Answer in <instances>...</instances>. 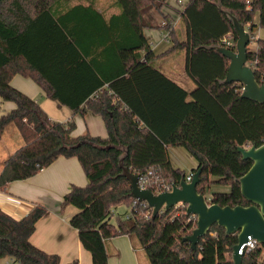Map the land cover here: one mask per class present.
<instances>
[{"label": "trees", "instance_id": "trees-1", "mask_svg": "<svg viewBox=\"0 0 264 264\" xmlns=\"http://www.w3.org/2000/svg\"><path fill=\"white\" fill-rule=\"evenodd\" d=\"M67 7L70 0H0V98L16 107L0 117V141L11 129L23 145L11 154L0 173V190L14 181L34 177L58 158H77L87 179L73 186L61 208L78 211L70 224L78 231L93 264H108L107 243L128 236L141 247L150 264H233L237 234L214 225L194 251L185 240L197 227L179 204L146 218L150 208L131 195L121 160L132 173H153L169 185H179L190 173L174 168L169 148H184L202 169L197 190L222 207L248 206L238 179L252 166L238 147L264 144V104L242 99L243 85L224 82L230 60L216 47L229 33L237 42L234 15L252 33L264 28V0H188L181 15L185 37L171 26L162 9L168 0H115L120 9L106 19L95 7ZM161 14L167 24L146 18ZM168 32L172 47L184 51L186 72L196 88L187 92L155 66L156 55L145 30ZM248 53L255 77L264 83V40ZM16 75L32 79L47 97L74 113L86 106L102 117L106 137L87 133L74 137L75 123L54 121L40 104L12 86ZM212 186L228 192H210ZM151 190L153 188L150 187ZM127 215L115 214L118 207ZM47 213L36 205L17 220L0 208V264H61L30 241L37 222ZM127 216V217H126ZM213 234H216L215 236ZM262 245L243 256L242 264H262ZM70 264H78L74 261Z\"/></svg>", "mask_w": 264, "mask_h": 264}, {"label": "crops", "instance_id": "crops-1", "mask_svg": "<svg viewBox=\"0 0 264 264\" xmlns=\"http://www.w3.org/2000/svg\"><path fill=\"white\" fill-rule=\"evenodd\" d=\"M75 1H70L67 7L88 4L85 0ZM187 1L168 0L162 9L163 15H166L169 20L166 22L171 23L172 29L174 28L181 38L185 37V27L181 15ZM95 7L103 12L106 19L120 12L115 2L112 5L105 6L95 1ZM111 9L113 10L108 12ZM147 19L160 23V25L167 24L163 19L154 18L151 13L147 15ZM258 22L259 15H256L255 24L257 26L253 29L251 36L257 41L258 39L264 40V28L259 27ZM167 34L166 30L150 28L145 30V37L154 53L163 55L156 59L155 66L187 92H192L196 86L186 72L185 52L177 51L164 55L173 45L167 38ZM180 52H183L184 55L180 54L177 58L181 60L182 57L184 64L177 66L174 62L177 58L174 56ZM12 86L36 100L52 120L62 123L73 121L75 123L74 137L87 133L95 137L107 136L102 117L88 110L86 106H83L82 110L77 113L66 106H59L58 102L47 97L43 89L32 79L22 75H16L13 78ZM15 107L16 105L13 102H5L0 98V117L9 113ZM22 145L23 140L18 130L11 129L4 135L0 141V173L4 161ZM169 155L174 168L182 169L181 165H185L189 167L188 173L191 174L198 167V162L182 147H170ZM87 184L88 179L78 159L60 157L34 177L11 182L5 190H0V208L14 219L20 220L36 205L44 206L47 213L37 222L35 232L30 238L31 243L49 254L58 255L61 264H70L74 261H78V264H93L91 254L83 248L80 242L78 231L70 224V218L78 210L73 206L61 208L64 196L73 186L85 187ZM128 213L127 208V211L122 215ZM115 214L119 213L115 212ZM107 250L109 253L108 264H150L148 260L141 259L138 249L134 247L128 236L113 238L107 243Z\"/></svg>", "mask_w": 264, "mask_h": 264}, {"label": "water", "instance_id": "water-1", "mask_svg": "<svg viewBox=\"0 0 264 264\" xmlns=\"http://www.w3.org/2000/svg\"><path fill=\"white\" fill-rule=\"evenodd\" d=\"M233 22L237 34L235 50H229L223 46L216 49L230 60V65L224 82L226 84L238 83L243 85L242 99H249L259 104H264V83H259L255 72L248 63V47L251 33L246 30L234 15L227 12ZM243 160H251L250 169L238 179L241 193L249 203L248 206L237 205L235 207H222L209 202L205 195L197 190L201 180L202 169L193 173L191 181L183 177L179 185H173L171 191H163L155 194L150 189L142 188L140 175L132 173L124 166L121 160L122 175L131 184V195L141 203H146L153 211L152 219L163 211L184 204L187 206L186 215L197 218V227L192 234L185 238L195 251L200 240L204 238L214 225L226 230L227 235L237 234V243L232 249L233 264H242L243 245L254 238L264 246V144L238 147Z\"/></svg>", "mask_w": 264, "mask_h": 264}, {"label": "built area", "instance_id": "built-area-1", "mask_svg": "<svg viewBox=\"0 0 264 264\" xmlns=\"http://www.w3.org/2000/svg\"><path fill=\"white\" fill-rule=\"evenodd\" d=\"M252 0H247V4L249 5L251 3ZM181 3V1H180ZM222 43V46L229 49V50H235L236 48V42L234 41V37H233V34L232 33H229L228 35H226V37L223 38V40L221 41ZM258 42L257 40L251 36V40H250V44H249V47H248V51H252V52H257L258 51ZM250 67H252L254 69V66L257 64V60H255L254 62L250 63L249 60H248V63H247ZM264 79V78H263ZM192 176H193V173H191L188 177H187V181H191L192 179ZM153 173L152 171H149L148 172V175H146L145 177H142L140 176V180H139V183H140V186L142 188H146V189H150L153 188V191L155 194H160L162 193L163 191L167 192V191H171L172 190V186L173 185H169V184H166L164 180L160 179V178H155L153 179ZM207 200L209 202H212L211 201V196L210 195H205ZM145 205H147L145 203ZM148 206V205H147ZM151 215H153V211L152 209H150V211H148L146 213V218H150ZM127 217V216H126ZM214 236L216 234H213ZM249 243L247 244H244L243 245V255L242 256H245L249 253H251L252 251L256 250L258 247H259V243L256 239L254 238H250L248 240ZM231 259H232V255H231ZM6 264H14L13 260L12 259H9L8 262Z\"/></svg>", "mask_w": 264, "mask_h": 264}, {"label": "rangeland", "instance_id": "rangeland-1", "mask_svg": "<svg viewBox=\"0 0 264 264\" xmlns=\"http://www.w3.org/2000/svg\"><path fill=\"white\" fill-rule=\"evenodd\" d=\"M70 1H73V2H76L75 0H70ZM100 5H105V6H108V5H112V3H114L115 0H96ZM119 9V8H118ZM113 9L109 10L108 12H111ZM150 13L154 16V18L156 19H162V15L159 14L158 12L156 11H152V12H149L147 15H150ZM147 18V16H146ZM182 55L183 52H180L179 54H176L174 57L177 58L178 55ZM184 55V54H183ZM181 57V56H180ZM179 60V61H178ZM174 62L178 65H182L184 64V61L182 60V57H181V60L180 58H177L176 60H174ZM181 170L182 171H185V172H189L187 166L185 165H181ZM184 168V169H183ZM230 190L229 187H220V186H212L211 189H210V192L209 193H212V192H228ZM127 211V208L121 206V207H118L115 212L119 213V214H124L125 212ZM137 249H138V252L140 254V257L141 259H146V261L148 260L144 250L139 247V245L137 244ZM8 261V260H7ZM6 260H3L1 264H6L7 262ZM260 263L264 264V246H262V255H261V258H260ZM14 264H17V263H14Z\"/></svg>", "mask_w": 264, "mask_h": 264}]
</instances>
